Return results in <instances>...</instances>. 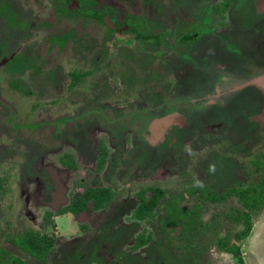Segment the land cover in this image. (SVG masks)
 <instances>
[{"label": "flooded vegetation", "instance_id": "flooded-vegetation-1", "mask_svg": "<svg viewBox=\"0 0 264 264\" xmlns=\"http://www.w3.org/2000/svg\"><path fill=\"white\" fill-rule=\"evenodd\" d=\"M16 1H12L15 9L19 5ZM48 1L51 8L41 19V27L34 30L36 34L20 38L29 26L24 18L16 19L19 24L14 29L17 30H12L24 45L38 40L34 50L26 51L24 47V51L18 52L15 49L0 59V143L5 147H0V157L7 162L13 157L25 170L32 171L22 180L21 193L29 192L25 205L32 202L38 207L44 224L37 230L19 232L20 228H16L15 233L3 232L0 262L170 264L172 259L177 261L172 264H200L198 260L202 256L194 258L183 248L179 250L181 255L170 256L169 233L179 234L181 246L188 241L185 235L188 232H198L202 237L215 233L214 245L220 250L218 238L224 237L219 236L217 228L222 217L205 222L204 207L221 205L230 199V185L220 191L215 189L217 182L209 183L216 176L223 180L221 174L228 167L230 150L226 146L230 142V124L234 127L239 118L243 127L261 129L251 119L264 112V0H200L194 21H188L179 1L169 0L165 2L171 7H167L169 17L163 21L164 27L159 16L161 9L156 8L155 2H127L134 9L142 4L140 10H134L133 15H138L139 20L132 24L128 14L121 15L122 10L116 3ZM146 5L151 7L148 12L143 8ZM9 7L12 8L11 3ZM23 12L26 17V9ZM3 20L6 30L1 37L4 38L10 32L7 20L11 19L6 16ZM51 20L65 27L69 23L78 25L80 21H83L81 27H87L85 22L92 21L96 32L103 27L99 41L84 38L76 44L77 53L81 52L71 59L77 61V70L65 65L71 63L68 47L75 46L78 37L71 35L75 30L58 33ZM194 27L200 32L191 35L188 28L194 30ZM147 29L149 34L143 35ZM125 31L133 33V38L117 39L116 48L119 43L129 49L135 44L141 52L157 47L158 56L172 54L174 59L164 61L166 70L161 74L167 82L159 78L161 71L158 70L144 78L137 76L139 69H134L133 74L118 73L125 83L124 89L130 91L139 83L146 90L141 93V102L130 99L124 109L115 111L112 106L99 107L96 102L100 90L107 89L104 71L115 72L106 69L110 68L107 55L112 57L114 53L109 51L107 43L113 33ZM4 47L0 41V54ZM80 58L88 69H82ZM124 58L134 63L133 56L121 50L119 59L124 61ZM150 59L154 61L153 57ZM213 69L219 71L216 76ZM220 69H230V72L220 73ZM86 82L99 84V89L94 88L90 95L95 97L93 102L83 92ZM80 103L83 107L77 111ZM236 109H241V114ZM161 121L165 123L154 124ZM213 127L219 129L215 131ZM93 128L98 130V135L92 132ZM261 130L264 132V128ZM63 146L68 151L61 152ZM206 149L219 150L205 154ZM192 153L199 154L201 161L197 166L190 162ZM254 162L262 168H257ZM253 166L257 173L264 172L260 158L253 160ZM64 171L72 179L66 176L62 180ZM200 177H204L203 183L186 190L188 181ZM173 178L183 181L182 194L169 189ZM156 179H162L165 184L161 186L154 182ZM263 180L264 177L248 186ZM13 182L17 181L0 178L1 199L7 203L9 212V195L15 192L9 187L6 189V183ZM132 183L136 187L130 189ZM224 185L223 182L221 186ZM211 190L228 195L214 202L208 199ZM184 200L193 201L194 206L179 207ZM222 216L228 220L230 213ZM63 219L68 223L67 230L74 235L70 241L59 230L52 229L57 224V229L60 228L62 221L59 220ZM26 244L30 248L33 244L36 254L27 250ZM45 244L50 247L42 261L37 253ZM206 244L202 253L209 249ZM58 245L60 248L56 251ZM151 245L159 247L156 257L150 254ZM190 250L197 252V248Z\"/></svg>", "mask_w": 264, "mask_h": 264}, {"label": "rangeland", "instance_id": "rangeland-1", "mask_svg": "<svg viewBox=\"0 0 264 264\" xmlns=\"http://www.w3.org/2000/svg\"><path fill=\"white\" fill-rule=\"evenodd\" d=\"M14 0H0V41L3 42V44H5L4 47V51L0 54V59H3L5 57H7L9 54H11L13 51H15V49H18V52H22L24 51V47L25 50H34L35 46H37L38 40H34L32 42H28L27 44L24 45V42L20 43V38L23 39L24 35H31L33 33L36 34V32L34 31L36 28H40L41 26V19H43L46 15H48L49 10L51 8V4L50 1L48 0H17V7L15 9L13 2ZM140 1V2H139ZM144 1H148L150 2L149 4H151V2H155L156 4V8L161 9L160 12V17H161V23H163V27H164V22L165 20L168 19V14H169V8L167 7H171L170 4H166L165 2H168L169 0H144ZM179 1L180 4H182V7L184 10H186V17L188 19V21L190 20H195L197 18V15L195 13V10L197 12V9L199 7V2L200 0H177ZM215 2H220L221 0H214ZM89 2V1H87ZM98 2H100L102 5L107 3V5H111L112 3H116V5H118V7H120V9L122 10V14L124 15L125 13L128 14V21L132 24H136V22L139 20V16H134V10L137 8V10H140L139 8L142 7V4L137 5V7L134 9L132 7H129L128 3H136L137 0H98ZM143 2V0H138V3ZM243 2V1H242ZM11 3L12 8H8V4ZM201 3V2H200ZM89 4V3H87ZM90 5V4H89ZM21 7V9H20ZM143 8L147 9L146 11L148 12V9H150L151 7L146 5ZM27 11V15L26 17L24 16L26 13L23 11ZM7 11V13H6ZM152 12V11H151ZM6 14V15H5ZM149 14V13H148ZM196 15V16H195ZM8 16L11 20L9 22V20H7V30L11 32V34L9 35V37H1L2 34H4L5 32V26L4 23L5 21L3 20L4 17ZM155 17V15H150L149 17ZM3 17V18H2ZM199 17H201V13L199 15ZM228 17H230V14L228 15ZM22 19L23 18L26 20L27 25L29 24V26L27 27L28 30L23 32V34L21 35L22 37L17 38V36H15L16 34H12L14 30L15 25L19 24V21H17L16 19ZM3 20V21H2ZM155 21V20H154ZM51 23V25L56 27V30L58 31V33H62L63 31H67L68 29H74L75 32H73L71 35H76L77 41L74 43L75 46L74 48H72V46L68 47V51L70 52V55L68 56V58L70 59L71 63L69 64H65L68 69H76V67L78 66L77 61H73L71 59V57L75 58L77 57L78 52L75 49L76 48V44L77 43H81V40H84V38L87 40L89 38L94 39V41H99V33H103L104 29L103 27H100L98 29V31L96 32V27L94 26L95 23L92 21H87L85 22L87 24L86 26L81 27V24L83 23V21H80L79 24H74L71 25L70 23L67 24V27L63 26L62 23L61 25H56L55 22L49 21ZM124 22V21H123ZM158 23V22H157ZM135 27V26H134ZM138 28H140L139 26H137ZM136 27V28H137ZM53 29H51V32H54L55 29L54 27H52ZM131 29V28H130ZM141 29V28H140ZM161 30V28H159ZM157 29V32H160V30ZM191 35L196 34L195 32H200L199 29H197V27H194V30H192L191 28H188ZM132 31V29L130 30ZM146 31V30H145ZM145 31H143V35L145 34H149V30L147 29V32L144 33ZM123 32V31H122ZM122 32H116L113 33L111 40L107 43V47L109 48L110 52H114L113 56L111 57L110 55H107V60L109 61V66L110 68H106V69H114V74L109 73L108 71H104L103 73V77L105 79L104 82H108L106 83V87L107 89L105 90H100L99 94V98L97 99L96 104L99 105V107L102 106H112V108L117 111V110H121L124 109L128 103H130V99H133V101L137 102H141L142 101V96L141 93L144 92L146 89L143 88L144 86H142V84H137L138 86H136V88H131L130 91H128L129 89H124L125 87V83L124 81L120 78L119 74L120 72L124 71V72H129L130 73H134V71L136 69L140 70V74L139 72H137V76L140 77H145L146 75H149L151 73H153V71L158 70L161 71L160 72V79L163 81L164 76L161 74L162 72H164L166 69L163 68L165 67V60L172 61L174 59V55L172 54H167L158 56L156 54V52L158 51V48H150V49H146L144 50V52H141L140 50H138L135 47V44L133 45L134 48H130L129 46L126 48V46H124L122 43H119L118 47L116 48L115 43L117 41V39H120L122 41H125L126 39H132L133 38V33L130 32H126L122 33ZM212 39V38H211ZM17 40V41H16ZM80 40V42H79ZM193 40V39H192ZM190 40V42L192 41ZM73 44V45H74ZM122 44V45H121ZM72 45V44H71ZM124 46V47H123ZM123 47V48H122ZM132 47V46H131ZM21 48V49H19ZM37 49V48H36ZM121 50H124L125 53H129V56H133L134 58V63L132 64L130 62L129 59L124 58V61H120L119 59V55L121 53ZM67 51V50H66ZM20 54V53H19ZM91 57V56H90ZM89 57V58H90ZM151 57L154 58V61H152V59H150ZM136 58V59H135ZM151 61H148V60ZM46 62V61H45ZM78 62L82 63V59H78ZM97 62V61H96ZM47 63V62H46ZM80 63V65H81ZM84 66V68L82 69H88V66L86 65V63H82ZM74 67V68H73ZM154 68V69H153ZM78 69V68H77ZM76 69V70H77ZM135 69V70H134ZM160 69V70H159ZM81 70V69H79ZM194 70V69H193ZM210 69H208L207 71H209ZM196 72V71H195ZM216 72L217 69H213V73H215V76L218 74ZM224 72H230V69H227V71H224L222 69H220V73H224ZM148 73V74H146ZM46 82L48 83L49 80L45 79ZM139 80V79H138ZM168 80V79H166ZM164 80V81H166ZM167 82V81H166ZM46 84V83H45ZM49 85L47 84V87ZM85 88L83 89L84 93H87L86 96H90L93 92H94V88L99 89V84H89L86 82V85H84ZM168 86V85H167ZM48 91V90H47ZM50 91V90H49ZM49 95H52V93ZM95 99V97L90 96L89 101L93 102ZM240 107H242V104H239ZM83 104H77L76 106V110L79 111V108H82ZM233 107V106H232ZM247 109V108H246ZM236 112L240 113V111H242L241 109H236ZM249 115H251L249 112H247ZM231 115V113H230ZM16 116V115H14ZM237 117L239 115H236ZM253 117V115H251ZM250 116V117H251ZM259 116V115H258ZM260 116H264V112L260 115ZM241 118V117H240ZM253 119V118H252ZM251 119V120H252ZM244 121V120H243ZM253 121V120H252ZM254 123L258 124L261 129L264 128L261 126L262 124L260 122H256L253 121ZM165 121H161V122H156L154 123L156 126H159L164 124ZM235 126L233 127L232 124H230V142L228 143V145L226 146V148H228V156H227V162L228 167L226 168V170L222 173L225 176H222L221 174V178H223V180H219L218 177L216 176L213 177V179L210 178L209 183L211 182L212 184H214L215 182H217V186L215 189L217 190H225V188H227L229 185L230 187L233 185L239 186V183L244 186H248L250 183L254 184V183H258L263 177H264V172L263 173H257L256 170L254 171V166H253V160L255 159H261L264 162V132L257 128V126L255 128H248V126L245 128L242 125V121H235ZM251 125V124H250ZM252 126V125H251ZM214 128V127H213ZM219 128H214V130L216 131ZM258 129V131H257ZM248 130H254V131H250L248 132ZM92 132L94 134H99L97 129H92ZM228 139V138H227ZM2 143V142H1ZM0 143V147L1 148H5L4 146H2V144ZM188 149V148H187ZM72 150V149H71ZM216 149L214 150L215 152H217ZM68 151L67 148H65L63 146V151L61 152H65ZM212 150H205L204 153L206 154V152H211ZM213 151V152H214ZM58 155V154H57ZM195 155V156H194ZM199 154H191V160L190 161L192 163L193 166H197L195 164H199L198 162L201 161L199 160L200 158L198 157ZM203 155V153H202ZM201 155V159L204 161L205 159H203V156ZM197 156L198 159H194ZM188 157V158H190ZM193 157V158H192ZM1 159V157H0ZM47 159V156L46 158ZM44 159V160H45ZM202 161V162H203ZM1 162L3 163V165L0 163V178H6L7 180H9L10 182H12V180H16L17 182H13L12 184H7L6 183V189L9 187L11 189V192L14 194L9 195V207H10V212L7 211V203H5L1 198L2 195L0 193V247H3V238H2V233L5 231L7 232H11V233H15L17 232L15 229L16 228H20V231H23L24 229H41L43 228V217L42 214L39 213L38 207H34V204L31 202L30 205H25V201L26 198L30 196L29 192H25V193H21L22 191V180L26 179L28 176L26 173H30L32 174V171L29 170H25L24 165H19V163H17L13 157L8 159V162L4 159H1ZM47 162L49 163V160H47ZM5 163V164H4ZM227 165V164H226ZM200 170V169H199ZM64 175L62 177V180H64V178L67 176L69 179L71 178V174L68 172L64 171ZM63 175V173H62ZM261 175V176H260ZM22 178H20V177ZM70 176V177H69ZM16 177V178H14ZM76 177V176H75ZM61 180V177H59ZM198 179V180H197ZM196 180L193 179L192 181H188V183L186 184V190L188 188H192L194 187L196 184H200L203 183L204 177H200L197 178ZM204 181H203V180ZM154 181V180H153ZM187 181V180H186ZM152 182V181H150ZM154 182H157L158 184H162L161 186H163L165 183L162 181V179H156ZM167 182V181H166ZM225 183L224 186H221L222 183ZM228 182H230V184H228ZM181 184H183V181L179 180V179H175L173 178L172 181L170 182V190L171 192L175 189V191H177L176 193L182 194L183 192V188L181 186ZM133 187H136L135 183H132V185L130 186V189H133ZM16 189V190H12ZM31 191V188H30ZM183 201V200H182ZM33 204V205H32ZM188 205V209L189 207H193L194 203L191 200H184V202H180V206L179 207H185ZM205 212H204V218L203 220L209 221L212 220L215 217H222L219 218V227L217 228V233L219 234V236L222 237H226L228 236L230 238V240L232 242H235V235L237 233H239L242 229L243 226L242 224H239L237 222H235V220L232 219H228L225 220L223 219L224 214L226 213H234V211H238V210H242L243 206L242 204L239 202V200L235 197H231L230 199L227 200V202H225L224 204L221 205H209L207 204L205 207ZM219 215V216H217ZM32 218V219H31ZM251 219H252V223H253V231L251 233V235L243 240L242 242H239V244L241 245V252H242V256L246 262V264H264V208L260 211H253L251 213ZM62 222H59L60 228L62 231H60V228L57 229L58 224L56 225L57 227H53L52 229H54V231L59 230V234L64 236V239L67 240H72V235L70 230H67L68 227V223L65 219L63 220H59ZM160 221V220H159ZM56 223V222H55ZM158 223V221L156 222ZM9 224V225H7ZM152 228H154L152 226ZM67 230V231H66ZM64 231V232H63ZM66 231V232H65ZM189 234H185L186 235V239H188L187 242H184L181 246L180 244V239L177 238L179 236L178 233H169V237H170V246L171 249L169 251V255H177L179 256V254L181 253L179 250L180 248H183V250L186 251V253H192L193 257L198 258L199 256H202L201 259H199L198 261H200V264H237L236 260L234 259V257L231 254H226L221 252L217 247H215L214 243L216 238H214V234L215 233H209L208 235H204V237L201 236L200 233H193V232H188ZM72 235V236H71ZM183 235V234H182ZM71 236V237H70ZM154 236L156 237V234L154 232ZM158 236V234H157ZM158 238L160 239L161 237L158 236ZM189 238L193 239V240H189ZM162 239V238H161ZM205 243H207L206 245L209 246V249H207V251H205L204 253H202V249H204V245ZM154 244V243H152ZM180 245V246H179ZM58 248V249H57ZM60 245H58L56 247V251L59 250ZM129 248V247H128ZM190 248L194 249L197 248V252H191ZM150 249V254L152 255V257H156V255L159 253V247L155 246L153 247L152 245L149 247ZM125 250V248H124ZM127 250V248H126ZM129 250V249H128ZM122 253H124V251L122 250ZM203 254V255H201ZM181 255V254H180ZM179 258V257H178ZM174 259V256H173ZM177 259V258H176ZM155 261H158V259H155ZM171 262H169L170 264H172V259H170ZM176 260H174L173 262L175 263ZM177 262V261H176ZM97 264V263H94Z\"/></svg>", "mask_w": 264, "mask_h": 264}, {"label": "trees", "instance_id": "trees-1", "mask_svg": "<svg viewBox=\"0 0 264 264\" xmlns=\"http://www.w3.org/2000/svg\"><path fill=\"white\" fill-rule=\"evenodd\" d=\"M254 164L257 166V168H262V165L257 164L256 162H254ZM209 192L210 193H208V199L214 202L220 201L222 198H226V196L228 195L227 193L218 195L212 190ZM229 194L230 196H235L236 198H238V200L243 205L242 210H236L235 213L230 214V219L235 220V222L237 223H241L244 229H242L239 233L235 235V242H232L228 236L224 238L219 237L218 247L220 248V250L230 253L236 260L237 264H246L242 256L241 245H239L238 242L243 241L251 234V213L253 211L261 210L264 206V180L257 185L248 187L242 186V184L240 186L233 185L230 187ZM32 247H34L33 244L31 245V248L29 244H26L25 248H27V250L32 251L33 254H36L37 251H35V249H33ZM49 247V244H45L41 247V252L37 253L42 259V261L45 259L47 249ZM0 264L3 263L0 262ZM12 264L18 263L14 261Z\"/></svg>", "mask_w": 264, "mask_h": 264}, {"label": "water", "instance_id": "water-1", "mask_svg": "<svg viewBox=\"0 0 264 264\" xmlns=\"http://www.w3.org/2000/svg\"><path fill=\"white\" fill-rule=\"evenodd\" d=\"M253 121L260 122L262 126L264 125V116H257L252 119Z\"/></svg>", "mask_w": 264, "mask_h": 264}]
</instances>
